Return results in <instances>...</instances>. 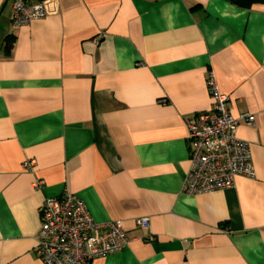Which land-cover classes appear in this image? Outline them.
Listing matches in <instances>:
<instances>
[{"label":"crops","instance_id":"crops-1","mask_svg":"<svg viewBox=\"0 0 264 264\" xmlns=\"http://www.w3.org/2000/svg\"><path fill=\"white\" fill-rule=\"evenodd\" d=\"M47 6L14 26L12 0H0V264H44L41 207L66 190L131 237L90 264H264V4ZM209 70L235 117L255 115L238 134L256 176L189 195L188 121L212 108Z\"/></svg>","mask_w":264,"mask_h":264},{"label":"built area","instance_id":"built-area-1","mask_svg":"<svg viewBox=\"0 0 264 264\" xmlns=\"http://www.w3.org/2000/svg\"><path fill=\"white\" fill-rule=\"evenodd\" d=\"M50 0H12V23L26 26L48 14ZM207 85L212 108L188 121V145L191 166L184 181L189 195L213 192L235 186L237 176H256L250 141L238 134L242 123L255 125V115L244 112L235 117L229 96L221 92L213 70ZM35 160L26 162L29 167ZM44 184L34 181L35 187ZM41 227L36 235V254L44 264H90L94 259L120 251L131 242L121 220L97 222L87 204L75 193L47 198L41 207ZM149 228L150 220L138 221Z\"/></svg>","mask_w":264,"mask_h":264},{"label":"trees","instance_id":"trees-1","mask_svg":"<svg viewBox=\"0 0 264 264\" xmlns=\"http://www.w3.org/2000/svg\"><path fill=\"white\" fill-rule=\"evenodd\" d=\"M229 1L240 7H246V8H250L251 6L259 3L264 4V0H229Z\"/></svg>","mask_w":264,"mask_h":264},{"label":"rangeland","instance_id":"rangeland-1","mask_svg":"<svg viewBox=\"0 0 264 264\" xmlns=\"http://www.w3.org/2000/svg\"><path fill=\"white\" fill-rule=\"evenodd\" d=\"M261 4V3H260Z\"/></svg>","mask_w":264,"mask_h":264}]
</instances>
